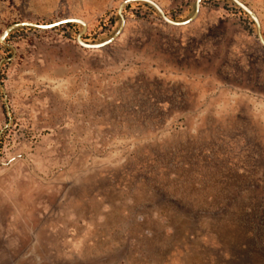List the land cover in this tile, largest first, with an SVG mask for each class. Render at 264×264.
<instances>
[{
  "label": "rangeland",
  "instance_id": "rangeland-1",
  "mask_svg": "<svg viewBox=\"0 0 264 264\" xmlns=\"http://www.w3.org/2000/svg\"><path fill=\"white\" fill-rule=\"evenodd\" d=\"M121 0H0L77 17ZM181 21L194 0H153ZM259 21L264 0H240ZM0 43V264H264V48L231 0L143 1ZM8 110L5 108V101Z\"/></svg>",
  "mask_w": 264,
  "mask_h": 264
},
{
  "label": "water",
  "instance_id": "water-1",
  "mask_svg": "<svg viewBox=\"0 0 264 264\" xmlns=\"http://www.w3.org/2000/svg\"><path fill=\"white\" fill-rule=\"evenodd\" d=\"M131 1H143V2L150 4L157 11V13L160 15V17L165 22L170 23L172 25H184V24L189 23L196 16L197 11H198V7H199V2H200V0H194L193 10H192V13L189 15V17H187L186 19L181 20V21H174V20L170 19L169 17H167L164 14L163 10L159 7V5L157 3H155L153 0H121L118 3L117 9H116L117 15L119 17L118 27L115 29V31L113 32V34L109 38H107L101 42H98V43H86L81 39V34H82L83 30L85 29L86 24L83 20H81L80 18H77V17H65V18L58 19L56 21L49 22V23H37L34 21H26V20L10 23L6 27H4L2 29V31L0 32V43L4 42L5 36L15 27L30 26V27H36V28H51L55 25H59L62 23L75 22L81 26L80 31L76 34L77 43L83 47L100 48V47L107 45L109 42H111L120 32L122 24H123V16H122L121 10H122L123 6H125L127 3L131 2ZM231 1L235 5H237L241 10H243L248 15V17L252 20V22L255 26V29H256L257 40H258L259 44L264 48V38L260 33L259 21L255 15V13L247 5H245L242 1H240V0H231ZM4 101H5V99H4ZM5 108H6V110H8L6 101H5Z\"/></svg>",
  "mask_w": 264,
  "mask_h": 264
},
{
  "label": "flooded vegetation",
  "instance_id": "flooded-vegetation-1",
  "mask_svg": "<svg viewBox=\"0 0 264 264\" xmlns=\"http://www.w3.org/2000/svg\"><path fill=\"white\" fill-rule=\"evenodd\" d=\"M243 11V10H242ZM244 12V11H243ZM245 13V12H244ZM75 23V22H74ZM81 27V26H80Z\"/></svg>",
  "mask_w": 264,
  "mask_h": 264
}]
</instances>
